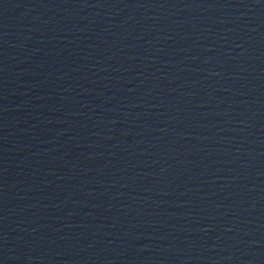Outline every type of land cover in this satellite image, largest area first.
Here are the masks:
<instances>
[{
  "label": "water",
  "instance_id": "1",
  "mask_svg": "<svg viewBox=\"0 0 264 264\" xmlns=\"http://www.w3.org/2000/svg\"><path fill=\"white\" fill-rule=\"evenodd\" d=\"M0 264H264V0H0Z\"/></svg>",
  "mask_w": 264,
  "mask_h": 264
}]
</instances>
